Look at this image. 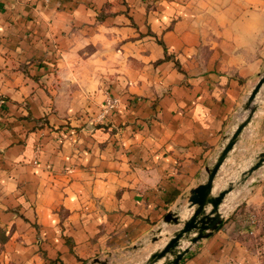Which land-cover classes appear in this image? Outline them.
I'll list each match as a JSON object with an SVG mask.
<instances>
[{
	"label": "crops",
	"instance_id": "1",
	"mask_svg": "<svg viewBox=\"0 0 264 264\" xmlns=\"http://www.w3.org/2000/svg\"><path fill=\"white\" fill-rule=\"evenodd\" d=\"M263 72L264 0H0V264H103L168 212L189 217ZM263 169L224 210L263 198ZM231 216L180 264H256Z\"/></svg>",
	"mask_w": 264,
	"mask_h": 264
},
{
	"label": "water",
	"instance_id": "2",
	"mask_svg": "<svg viewBox=\"0 0 264 264\" xmlns=\"http://www.w3.org/2000/svg\"><path fill=\"white\" fill-rule=\"evenodd\" d=\"M263 87L264 72L242 105L241 120L223 144L213 164L205 169V181L190 190L187 199L188 209L191 210L189 217L184 210L168 212L161 223L143 240L144 243H138L131 248L135 251L144 245L162 242L142 264H180L191 248L212 235L233 212V206L228 208L229 210H224L226 202H233L239 198L232 193L244 186L255 172L264 167V151H260L253 155V159L246 164L245 169L232 171L231 176L236 177L234 181L225 183L216 195L212 193L220 168L230 157L234 146L244 129L250 125L257 109L264 105L258 98ZM257 184L258 180H255L250 182L248 187L251 188ZM171 227L177 229L173 233H168Z\"/></svg>",
	"mask_w": 264,
	"mask_h": 264
},
{
	"label": "rangeland",
	"instance_id": "3",
	"mask_svg": "<svg viewBox=\"0 0 264 264\" xmlns=\"http://www.w3.org/2000/svg\"><path fill=\"white\" fill-rule=\"evenodd\" d=\"M250 136V140L247 141V154L243 157V160L247 159V161L253 159V155L258 147L261 146V149L264 150V125L259 133L254 132L253 134L250 132ZM262 171H264V169ZM249 216L257 217L260 221L258 222V229L256 232L254 234H247H249L248 242L253 245V249L255 251L254 255L257 257L256 264H264V196L263 198L258 197L257 201L247 200L246 203L244 202L240 205V207L234 209V212H232V216L230 218L234 217V219L236 218L238 220V224H236L237 230L235 233L238 237H241L245 230L249 227ZM141 242L144 243V241ZM161 243L162 242H158L153 245H144L142 248L136 249L135 251L132 249H124L116 253H105L101 255V260L103 261V264H142L147 257L161 245Z\"/></svg>",
	"mask_w": 264,
	"mask_h": 264
},
{
	"label": "trees",
	"instance_id": "4",
	"mask_svg": "<svg viewBox=\"0 0 264 264\" xmlns=\"http://www.w3.org/2000/svg\"><path fill=\"white\" fill-rule=\"evenodd\" d=\"M240 210H243V209H240ZM252 216H254V215H252ZM248 222H249V227L245 230L244 233H250L251 234V233L256 232V230L258 229V222H260L259 219H257V217L249 216Z\"/></svg>",
	"mask_w": 264,
	"mask_h": 264
},
{
	"label": "built area",
	"instance_id": "5",
	"mask_svg": "<svg viewBox=\"0 0 264 264\" xmlns=\"http://www.w3.org/2000/svg\"><path fill=\"white\" fill-rule=\"evenodd\" d=\"M116 106H117V100L114 99V98H111V99H109L106 102V108H107V110H114V109H116Z\"/></svg>",
	"mask_w": 264,
	"mask_h": 264
}]
</instances>
